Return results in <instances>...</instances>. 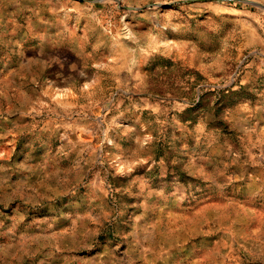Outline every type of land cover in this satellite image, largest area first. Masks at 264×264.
Masks as SVG:
<instances>
[{"label":"rangeland","instance_id":"rangeland-1","mask_svg":"<svg viewBox=\"0 0 264 264\" xmlns=\"http://www.w3.org/2000/svg\"><path fill=\"white\" fill-rule=\"evenodd\" d=\"M0 264H264V0H0Z\"/></svg>","mask_w":264,"mask_h":264}]
</instances>
